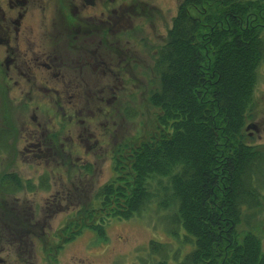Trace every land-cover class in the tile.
I'll use <instances>...</instances> for the list:
<instances>
[{
    "label": "trees",
    "instance_id": "trees-1",
    "mask_svg": "<svg viewBox=\"0 0 264 264\" xmlns=\"http://www.w3.org/2000/svg\"><path fill=\"white\" fill-rule=\"evenodd\" d=\"M178 9L153 57L159 86L149 102L158 110L159 134L130 150L133 174L126 179L116 175L97 189L92 201L80 205L54 235L61 244L56 248L84 229L105 236V217L140 215L153 198L154 184L163 194L156 206L169 214L164 217L169 233L192 244L181 264H264L260 240L242 227L254 225L263 211L264 147L248 143L243 130L264 56V0H185ZM7 125L0 128V151L10 153L16 131ZM117 152L113 161H120ZM125 181L126 187L121 185ZM39 187L49 188L46 174L34 185L16 172L5 173L0 205L8 195ZM59 211L45 214L51 218ZM0 225L1 250L8 230L18 224ZM21 226L8 246L17 252L23 247V253L32 239L50 246L52 237L42 225ZM169 249L165 243H149L156 264H167ZM18 261L12 259L13 264Z\"/></svg>",
    "mask_w": 264,
    "mask_h": 264
},
{
    "label": "rangeland",
    "instance_id": "rangeland-1",
    "mask_svg": "<svg viewBox=\"0 0 264 264\" xmlns=\"http://www.w3.org/2000/svg\"><path fill=\"white\" fill-rule=\"evenodd\" d=\"M137 1V15L131 24L135 28L132 37H121L119 44L115 43L117 47L105 44L97 55L98 63L84 65L94 83L77 80L67 85L55 83L49 72L41 69L40 72L47 74V81L41 84L22 81L16 85L15 79L4 83L0 76V128L8 124L7 127L14 126L16 131V140L9 139L13 150L10 153L0 151V178L11 171L22 181L39 185L40 177L46 174L49 185L47 190L23 189L3 199L0 224L18 225L9 229L5 236L0 264H13V258L22 261L15 264H156L153 262L155 256L149 251L150 241L168 245L167 264H181L183 255L192 249V244L181 235L180 239H174L169 233L164 219L169 214L161 213L156 206L163 194L159 195L158 186L154 184L151 187L153 198L140 215L122 220L105 217L101 221L105 236L99 237L84 229L73 241L56 248L61 244L54 235L68 224L80 205L92 201L97 189L116 175L117 179H126L128 173L133 174L130 150L138 141L158 135L161 130L156 125L158 110L149 102L151 92L159 86L152 71L153 57L164 43L167 30L185 0ZM28 41L25 39L26 43ZM85 45L90 49L95 47L91 35L86 37ZM64 72L70 74L71 70ZM256 73L252 102L246 112L250 116L246 117L243 132L248 143L264 147V56ZM65 87L72 99L65 94ZM37 122L46 129V140L49 142L48 138H52L53 141V159L48 162L34 158L33 151L23 150L29 134L38 127ZM251 125L253 127H249ZM125 144L128 146L122 148ZM116 152L120 161H113ZM127 181L121 185L126 187ZM262 202L263 211L255 224L242 227L258 237L264 252V196ZM58 208L60 211L51 218L45 214ZM4 212L11 214L5 217ZM21 224L42 225L43 232L52 237L48 241L50 246L45 249L36 239L31 240L33 245L25 253L23 247L17 252L15 247L8 246L13 245L8 239L19 234Z\"/></svg>",
    "mask_w": 264,
    "mask_h": 264
},
{
    "label": "flooded vegetation",
    "instance_id": "flooded-vegetation-1",
    "mask_svg": "<svg viewBox=\"0 0 264 264\" xmlns=\"http://www.w3.org/2000/svg\"><path fill=\"white\" fill-rule=\"evenodd\" d=\"M137 3V0H0L2 81L9 83L15 79L16 85L22 81L41 84L47 81V74L40 72L41 69L49 72L55 83H94L84 65L96 61L95 66L105 44L113 47L121 37H132L135 28L131 24L137 15ZM89 35L93 49L85 45ZM25 39L29 41L26 43ZM58 41L64 44H57ZM63 70H71V75ZM65 94L73 98L67 87ZM32 119L36 120L34 116ZM36 125L23 150L33 151L34 158L48 162L53 159V141L46 140L47 131L40 122Z\"/></svg>",
    "mask_w": 264,
    "mask_h": 264
},
{
    "label": "water",
    "instance_id": "water-1",
    "mask_svg": "<svg viewBox=\"0 0 264 264\" xmlns=\"http://www.w3.org/2000/svg\"><path fill=\"white\" fill-rule=\"evenodd\" d=\"M2 262V259H0V263Z\"/></svg>",
    "mask_w": 264,
    "mask_h": 264
}]
</instances>
